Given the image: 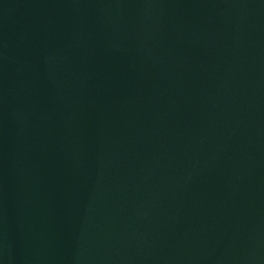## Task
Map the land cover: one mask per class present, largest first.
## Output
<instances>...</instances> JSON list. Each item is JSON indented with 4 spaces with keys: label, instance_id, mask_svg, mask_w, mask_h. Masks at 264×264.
Listing matches in <instances>:
<instances>
[{
    "label": "water",
    "instance_id": "1",
    "mask_svg": "<svg viewBox=\"0 0 264 264\" xmlns=\"http://www.w3.org/2000/svg\"><path fill=\"white\" fill-rule=\"evenodd\" d=\"M0 264H264V0H0Z\"/></svg>",
    "mask_w": 264,
    "mask_h": 264
}]
</instances>
